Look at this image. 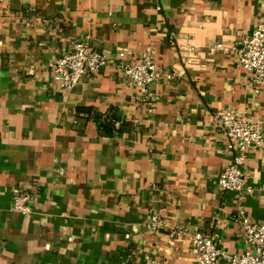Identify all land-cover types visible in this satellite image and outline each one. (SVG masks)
I'll return each mask as SVG.
<instances>
[{
  "label": "crops",
  "instance_id": "obj_1",
  "mask_svg": "<svg viewBox=\"0 0 264 264\" xmlns=\"http://www.w3.org/2000/svg\"><path fill=\"white\" fill-rule=\"evenodd\" d=\"M263 18L264 0H0V264H198L195 232L241 253L238 211L264 222V142L245 152L252 192H219L238 150L215 114L264 134V83L209 47L236 46ZM77 41L109 63L65 89L50 64ZM149 46L159 79L141 98L115 58ZM22 191L29 214L12 207Z\"/></svg>",
  "mask_w": 264,
  "mask_h": 264
},
{
  "label": "built area",
  "instance_id": "obj_2",
  "mask_svg": "<svg viewBox=\"0 0 264 264\" xmlns=\"http://www.w3.org/2000/svg\"><path fill=\"white\" fill-rule=\"evenodd\" d=\"M210 52L235 51L237 62L246 70L253 87L259 91L264 83V18L253 31L239 41L236 46H228L217 42L209 47ZM116 64L128 81L138 88L141 98L150 96L151 87L159 79L154 49L149 46L134 62L126 60L124 52H119L115 58ZM109 63V58L100 50L93 49L86 41L71 42L68 48L51 64L53 81L65 89H73L85 74L94 75ZM169 80L175 79V73L166 74ZM217 130L225 135L238 152L233 156L228 166L224 167L216 177V188L219 192H235L240 198H245L252 192L244 174L245 152L261 147L264 142L263 124L251 116L243 115L233 109H220L215 114ZM14 210L29 214L32 212V195L22 191L12 199ZM237 220L243 228L245 248L241 253H231L218 243L217 233L205 234L195 232L192 235V252L198 264H264V222L252 219L241 209ZM164 226V220L153 215L148 223L151 229ZM143 264H164L156 257L145 258Z\"/></svg>",
  "mask_w": 264,
  "mask_h": 264
}]
</instances>
